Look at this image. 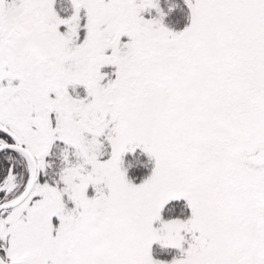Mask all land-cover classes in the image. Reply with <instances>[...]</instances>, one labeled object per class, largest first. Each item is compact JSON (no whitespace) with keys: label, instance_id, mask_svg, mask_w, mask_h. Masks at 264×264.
Returning a JSON list of instances; mask_svg holds the SVG:
<instances>
[{"label":"snow or ice","instance_id":"1","mask_svg":"<svg viewBox=\"0 0 264 264\" xmlns=\"http://www.w3.org/2000/svg\"><path fill=\"white\" fill-rule=\"evenodd\" d=\"M184 3L0 0V264H264V0Z\"/></svg>","mask_w":264,"mask_h":264},{"label":"trees","instance_id":"2","mask_svg":"<svg viewBox=\"0 0 264 264\" xmlns=\"http://www.w3.org/2000/svg\"><path fill=\"white\" fill-rule=\"evenodd\" d=\"M169 3L176 4L177 7L168 14L165 18V23L174 30H181L189 22L187 5L184 3V0H162L165 11H167ZM156 247L154 245V248Z\"/></svg>","mask_w":264,"mask_h":264}]
</instances>
